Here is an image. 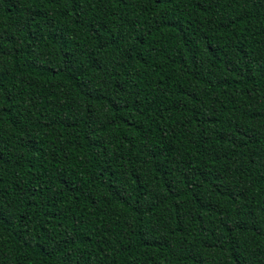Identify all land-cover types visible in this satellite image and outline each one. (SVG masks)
<instances>
[{"label": "trees", "instance_id": "1", "mask_svg": "<svg viewBox=\"0 0 264 264\" xmlns=\"http://www.w3.org/2000/svg\"><path fill=\"white\" fill-rule=\"evenodd\" d=\"M0 264H264V0H0Z\"/></svg>", "mask_w": 264, "mask_h": 264}]
</instances>
